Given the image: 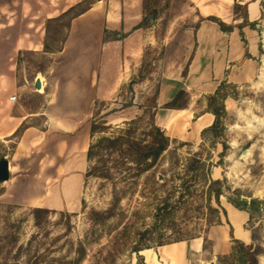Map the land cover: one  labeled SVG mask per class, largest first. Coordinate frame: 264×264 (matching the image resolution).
<instances>
[{"label":"rangeland","instance_id":"374dc122","mask_svg":"<svg viewBox=\"0 0 264 264\" xmlns=\"http://www.w3.org/2000/svg\"><path fill=\"white\" fill-rule=\"evenodd\" d=\"M86 1L62 18L46 21L44 50L34 51L17 50L20 34L28 23L12 19L22 12L17 0H0V74L7 73V69L12 71L21 110L35 112L43 107L44 96L34 86L36 77L48 70L50 53H56L63 46L71 16L87 7L91 0ZM243 1L144 0L141 24L150 27L157 41L146 46L140 70L122 82L110 99L95 105L92 116L99 124L106 122L108 127L97 132L93 139L118 135L132 120L138 121L140 136L141 128L155 113L162 39L173 28L198 25L203 17L194 21L198 15L197 2L230 6L232 17L228 21L236 26L248 16L247 3ZM260 6L262 13L254 20L256 24L239 29L245 44L251 38L260 45L256 57L246 53V58L255 67V74L248 78L247 74L238 71L233 75L234 80L244 76L246 81H224L226 84L220 97L213 104L218 108L224 102L228 108L227 115L222 118L223 126L217 128L218 133L210 130L197 140L183 141L172 137L174 128L172 135H168L171 139L169 148L156 166L141 176H135L125 165L112 164L115 156L97 155V165L104 168L106 164L110 176H86L85 173L82 206L77 212L52 209L36 218L35 207L14 203L16 192H4L9 180L0 181V264H146L145 256L134 250L152 247L156 259L154 249L160 251V242L172 244L164 251L175 250L172 253L175 258L163 253L169 264H246L248 257L243 252L224 258L235 245L227 213L231 219L234 215L235 219L245 221L246 210L241 211V207L253 198L260 202L251 206L253 217L250 220L248 212V219L243 224L251 231V243L262 246L259 264H264V0H260ZM126 7L129 13L136 10L135 5ZM125 33L127 35L129 31ZM116 39L114 31H106L104 41L110 42L106 48L110 54L106 55L108 63L104 76L110 91H113L111 82L117 71L112 67L113 62H118V56L113 54L110 46ZM119 49L117 47V51ZM131 81H134L133 85ZM209 95L197 100L195 112H201L204 105H208ZM13 96H17L16 93ZM43 122L41 116L30 120L31 124L41 127ZM21 132V129L16 131L7 145L0 141V160L12 159L11 153ZM244 151L248 153L244 155ZM195 156L200 163L194 162ZM88 164L90 167L91 163ZM217 180L218 183L211 184ZM218 190L222 194L217 202L215 194ZM225 227L229 230L226 236ZM210 231L218 239L216 253ZM197 239L201 240L202 249L196 252L188 248L184 257L181 246L185 241L190 244ZM180 240H183L182 245L178 243Z\"/></svg>","mask_w":264,"mask_h":264},{"label":"crops","instance_id":"0c3cea01","mask_svg":"<svg viewBox=\"0 0 264 264\" xmlns=\"http://www.w3.org/2000/svg\"><path fill=\"white\" fill-rule=\"evenodd\" d=\"M81 1L17 0L16 4L21 6L22 12L12 19L16 22L28 21L16 44L17 50L43 51L45 22ZM143 3L144 0H98L85 13L71 20L62 48L50 53L48 70L36 77L41 79L43 87L37 91L45 100L38 111L21 110L12 71L7 69V73L0 74V141L7 145L16 131L22 130L11 153L12 159L5 157L10 161V179L4 186V192H16L14 203L50 210H80L85 173L89 167L90 118L96 102L110 99L122 82L140 70L146 46L157 41L150 27L141 24L144 19ZM242 3H247L250 21L260 17V0H244ZM126 5H135V12H127ZM217 5L197 2L198 15L194 21L214 15L222 20L227 17L224 21L229 23L231 7ZM122 28L124 32H120ZM110 30L117 37L110 47L118 56V62L114 60L112 66L117 70L111 82L114 84L113 91L108 90L109 84L104 76L108 63L106 55L110 54L109 50L106 51L110 42L106 43L104 37ZM127 31L129 33L125 35ZM117 47H120L119 51ZM162 47L155 99L156 121L167 135H172L170 133L176 128L172 137L183 141L197 140L215 120L207 104L201 112H195L197 100L215 93L223 81H246L244 76L234 80L233 75L238 71L247 74L248 78L251 74L254 76L255 67L246 58V53L248 51L256 57L260 45L251 38L245 44L237 27L224 32L217 23L201 19L196 27L170 30L162 39ZM179 90L190 94L188 106L181 109L164 107ZM15 93L17 101L12 102L10 98ZM226 109L228 111L227 105ZM40 116L44 118L42 127L30 123L32 118ZM244 212L247 220L249 213ZM227 214L233 236L250 244L252 236L251 231L244 227L246 220L235 219L234 215L231 219L230 213ZM237 226H240L243 235L237 233ZM226 229L224 236L229 234ZM209 234L214 240L213 252L216 253L218 239L213 237L212 231ZM170 245L159 246L158 252L154 249L157 255L155 264H169L163 253L164 248ZM188 248L199 252L202 249L201 240L190 244L185 241L180 249L184 257Z\"/></svg>","mask_w":264,"mask_h":264},{"label":"trees","instance_id":"16d2710c","mask_svg":"<svg viewBox=\"0 0 264 264\" xmlns=\"http://www.w3.org/2000/svg\"><path fill=\"white\" fill-rule=\"evenodd\" d=\"M98 0H91L89 2V5L85 7L84 9L80 10L78 13H75L71 16V20L83 13H85L87 10L90 9L91 5L95 3ZM237 3H239V0H236ZM87 2L86 0H83L79 2L76 5L71 6L69 9H67L64 13H62L60 16L48 19L47 22L55 21L59 18H62L63 16L73 12L77 6L80 4ZM236 3V5H238ZM240 5V4H239ZM202 20H210L215 23H217L220 27V29L224 32H230L235 27L239 28L240 30H243L245 27L250 26L253 27V25L256 24V21H250L248 20V16L246 15L244 17V22L239 23V25H232L224 20L220 19L216 16H208L207 18H202ZM70 23L68 28L70 27ZM242 36L243 33L241 32ZM47 47V46H46ZM62 48V47H61ZM60 48V49H61ZM58 49V50H60ZM187 73V68L184 70V75ZM132 85L134 84V81H131ZM226 83L223 81L221 85L218 87V89L215 91V93L210 94L208 97V109L210 112H212L215 115V120L213 124L204 129L202 132V135L207 131H216L218 133L217 128L219 126H223L222 118L224 115H227V110L224 105V102L220 104L218 108L214 107L213 104L216 102V100L220 97L221 91L223 89V86ZM221 97L222 100H224ZM156 99V97H155ZM155 101V100H154ZM190 101V94L186 92L185 90H179L176 96L173 98L172 101L165 104L164 107L166 108H173V109H181L188 106V103ZM96 102V106L97 103ZM156 102L154 106V110H156ZM156 113L153 114V118L150 122L147 123L144 127L141 128L140 136L138 135L139 127L137 126L138 121L132 120L127 124L125 128H121L118 135L115 136H100L98 139L94 140V136L97 132L105 130L108 126L105 125L106 122H102L99 124L97 120H95V117L92 116L90 119V136L92 138L88 152L87 157L88 161L91 163L90 167L86 173V176H99L108 178L110 176V168L104 164V168H101L97 165V162L95 160V157L100 155L101 153H104V155L107 156H115L114 162L112 164L116 165H125L127 166L128 170L135 175V176H141L144 173L150 171L152 168L156 166L158 161L161 159L165 151L169 148L171 139L166 134L165 130L157 123L156 119ZM215 135V134H214ZM217 135V134H216ZM223 144V143H222ZM224 147L225 144H223ZM194 162L200 163V159H197L196 156L193 158ZM219 181H212L211 184L218 183ZM222 192L219 190L215 194V198L217 202L219 201V197L221 196ZM260 200L253 198L251 199L250 203L246 206H242L241 208L243 210H246L250 213V220L252 219L253 215V207L254 205L258 204ZM236 206L240 207L239 204L234 203ZM216 210V209H215ZM52 210L48 208H42V207H35L33 209V212L36 216V218L40 217L42 213H49ZM220 218V215L218 216ZM255 238V235H253V240ZM183 241V240H180ZM179 241V242H180ZM233 241L235 243L234 246H232L231 253L224 257V258H232L234 257L238 252H243L245 256H247V262L246 264H259V256L263 252V248L259 244H246L245 242L241 241V239L233 238ZM159 245H167L163 242H160ZM146 248H152V247H143V248H136L134 252L141 254V251ZM240 261V260H238Z\"/></svg>","mask_w":264,"mask_h":264},{"label":"water","instance_id":"95a60500","mask_svg":"<svg viewBox=\"0 0 264 264\" xmlns=\"http://www.w3.org/2000/svg\"><path fill=\"white\" fill-rule=\"evenodd\" d=\"M35 89L36 90H41L42 87V82L40 78H37L35 81ZM248 151H244V155H246ZM10 179V161L7 158H3L0 160V181L1 182H6Z\"/></svg>","mask_w":264,"mask_h":264},{"label":"bare ground","instance_id":"6f19581e","mask_svg":"<svg viewBox=\"0 0 264 264\" xmlns=\"http://www.w3.org/2000/svg\"><path fill=\"white\" fill-rule=\"evenodd\" d=\"M237 233L239 234V235H243V231H242V229L241 228H238L237 229ZM244 241H246V240H244ZM178 243H182V241L181 242H178ZM178 243L176 244V245H178ZM179 244V245H180ZM182 245V244H181ZM180 245V246H181ZM177 250V249H176ZM173 252H175V250L174 251H171V252H169L168 250H165L164 251V254H165V256H169L170 257V255L173 257V258H175L174 257V254H172ZM153 251H152V249L151 248H146V249H144V250H142L141 251V254L143 255V256H145V258H146V260H147V262L149 263V264H155V257L153 256Z\"/></svg>","mask_w":264,"mask_h":264},{"label":"built area","instance_id":"2783aa9c","mask_svg":"<svg viewBox=\"0 0 264 264\" xmlns=\"http://www.w3.org/2000/svg\"><path fill=\"white\" fill-rule=\"evenodd\" d=\"M10 99H11L12 102H16L17 101V97L16 96H12Z\"/></svg>","mask_w":264,"mask_h":264}]
</instances>
